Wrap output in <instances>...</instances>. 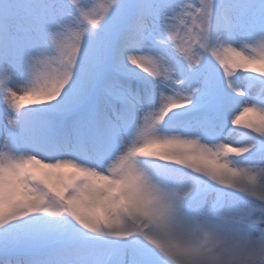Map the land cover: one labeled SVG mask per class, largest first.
<instances>
[{
  "label": "snow or ice",
  "instance_id": "6c2138e0",
  "mask_svg": "<svg viewBox=\"0 0 264 264\" xmlns=\"http://www.w3.org/2000/svg\"><path fill=\"white\" fill-rule=\"evenodd\" d=\"M0 264H264V0H0Z\"/></svg>",
  "mask_w": 264,
  "mask_h": 264
}]
</instances>
